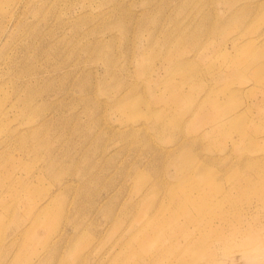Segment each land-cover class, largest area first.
<instances>
[{
	"label": "rangeland",
	"instance_id": "374dc122",
	"mask_svg": "<svg viewBox=\"0 0 264 264\" xmlns=\"http://www.w3.org/2000/svg\"><path fill=\"white\" fill-rule=\"evenodd\" d=\"M0 264H264V0H0Z\"/></svg>",
	"mask_w": 264,
	"mask_h": 264
},
{
	"label": "bare ground",
	"instance_id": "6f19581e",
	"mask_svg": "<svg viewBox=\"0 0 264 264\" xmlns=\"http://www.w3.org/2000/svg\"><path fill=\"white\" fill-rule=\"evenodd\" d=\"M118 7H119V6H118ZM113 8H115V7H113ZM201 16H202V15H201ZM172 57H173V56H172ZM177 60H178V59H177ZM177 60H176V61H177ZM170 65H171V64H170ZM168 66H169V65H168ZM172 66H174V64H173ZM172 66H171V67H172ZM180 66H181V64H180ZM169 67H170V66H169ZM177 67H178V66H177ZM181 67H182V66H181ZM175 69H176V68H175ZM182 69H183V68H181V70H182ZM172 70H173V69H172ZM172 70H171V71H172ZM172 72H175V71H172ZM178 72H179V71H178ZM233 115H234V114H233ZM230 118H231V117H230ZM226 120H227V119H225V121H226ZM222 121H223V120H222Z\"/></svg>",
	"mask_w": 264,
	"mask_h": 264
}]
</instances>
